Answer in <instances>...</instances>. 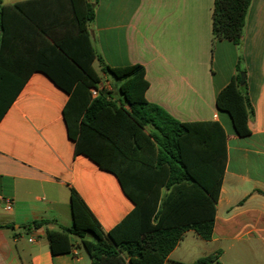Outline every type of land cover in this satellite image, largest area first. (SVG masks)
<instances>
[{
    "label": "crops",
    "instance_id": "crops-1",
    "mask_svg": "<svg viewBox=\"0 0 264 264\" xmlns=\"http://www.w3.org/2000/svg\"><path fill=\"white\" fill-rule=\"evenodd\" d=\"M25 1L31 0L2 5ZM214 2L98 0L89 33L108 66L144 67L150 103L180 122H218L227 135L212 238L186 232L165 264H193L210 254H219L220 264H264V0L251 1L240 46L213 39ZM37 40L24 16L9 13L3 28L0 15V105L10 103L0 120V264H92L78 248L50 250L47 233L73 224L72 191L105 232L135 204L114 173L76 154L64 116L70 96L44 73L30 71ZM238 64L253 112L244 137L216 104ZM101 77L112 88L108 75ZM42 220V227H27Z\"/></svg>",
    "mask_w": 264,
    "mask_h": 264
},
{
    "label": "trees",
    "instance_id": "trees-1",
    "mask_svg": "<svg viewBox=\"0 0 264 264\" xmlns=\"http://www.w3.org/2000/svg\"><path fill=\"white\" fill-rule=\"evenodd\" d=\"M251 1L215 0L214 40L240 46ZM97 3L31 0L4 6L0 0L3 28L9 13L22 15L38 37L30 71L44 73L70 96L64 116L76 154L114 173L135 204L132 213L105 232L73 190V224L47 233L50 250L59 255L84 248L92 264H165L186 232L192 230L204 241L212 238L228 159L227 135L218 122H180L150 103L142 65L113 68L102 60L89 33ZM96 61L102 73L117 80L119 101L112 91L92 97L91 90L102 82ZM241 73L238 64L216 104L244 137L251 134L253 112ZM9 104L0 105V120ZM218 255L193 264H220Z\"/></svg>",
    "mask_w": 264,
    "mask_h": 264
},
{
    "label": "rangeland",
    "instance_id": "rangeland-1",
    "mask_svg": "<svg viewBox=\"0 0 264 264\" xmlns=\"http://www.w3.org/2000/svg\"><path fill=\"white\" fill-rule=\"evenodd\" d=\"M95 70L97 71V73L99 74V76L101 77L102 76V72H101V70H100V68L98 67V65L97 64H95ZM109 77V82L112 84V88H113V92L111 93V96L112 97H116L117 95H119L118 93H117V80L115 79V78H113V77H111V76H108ZM106 82V80L104 79V78H102V82L101 83H105ZM120 96V95H119ZM192 236H188V238H187V240L186 241H191V238ZM186 243H188V242H186ZM186 244H183V248L182 249H184V247H186L185 246ZM79 250L81 251V253L85 256V258L87 259V261L88 262H90V257H89V255H88V253L86 252V250L84 249V248H79ZM181 250H179V252H180Z\"/></svg>",
    "mask_w": 264,
    "mask_h": 264
},
{
    "label": "built area",
    "instance_id": "built-area-1",
    "mask_svg": "<svg viewBox=\"0 0 264 264\" xmlns=\"http://www.w3.org/2000/svg\"><path fill=\"white\" fill-rule=\"evenodd\" d=\"M103 91H106V92L112 91L110 84H108L107 82L100 83L98 88H94L91 90L92 97L93 98L97 97L100 94V92H103ZM3 201L5 204L6 210H8V211L11 210L12 209L11 201L9 199H3ZM30 241H32V240H30Z\"/></svg>",
    "mask_w": 264,
    "mask_h": 264
},
{
    "label": "water",
    "instance_id": "water-1",
    "mask_svg": "<svg viewBox=\"0 0 264 264\" xmlns=\"http://www.w3.org/2000/svg\"><path fill=\"white\" fill-rule=\"evenodd\" d=\"M245 83V74L241 73V85H243ZM89 237H92V234H89Z\"/></svg>",
    "mask_w": 264,
    "mask_h": 264
}]
</instances>
